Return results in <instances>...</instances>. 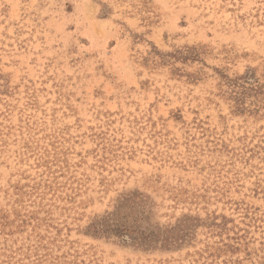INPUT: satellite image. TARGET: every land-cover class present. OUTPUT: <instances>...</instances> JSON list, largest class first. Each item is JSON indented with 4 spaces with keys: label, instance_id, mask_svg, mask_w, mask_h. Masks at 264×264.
I'll use <instances>...</instances> for the list:
<instances>
[{
    "label": "rangeland",
    "instance_id": "rangeland-1",
    "mask_svg": "<svg viewBox=\"0 0 264 264\" xmlns=\"http://www.w3.org/2000/svg\"><path fill=\"white\" fill-rule=\"evenodd\" d=\"M0 264H264V0H0Z\"/></svg>",
    "mask_w": 264,
    "mask_h": 264
},
{
    "label": "snow or ice",
    "instance_id": "snow-or-ice-1",
    "mask_svg": "<svg viewBox=\"0 0 264 264\" xmlns=\"http://www.w3.org/2000/svg\"><path fill=\"white\" fill-rule=\"evenodd\" d=\"M181 224H182L181 221H177L175 227H176V228H179V227L181 226ZM164 227H165V228H168L169 225L166 224V225H164Z\"/></svg>",
    "mask_w": 264,
    "mask_h": 264
}]
</instances>
